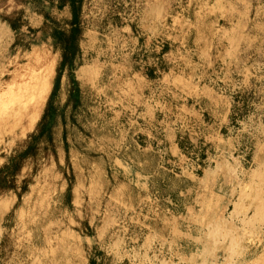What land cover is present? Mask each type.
<instances>
[{
  "label": "rangeland",
  "instance_id": "obj_1",
  "mask_svg": "<svg viewBox=\"0 0 264 264\" xmlns=\"http://www.w3.org/2000/svg\"><path fill=\"white\" fill-rule=\"evenodd\" d=\"M165 2L170 9L161 24L170 33L186 0ZM143 3L81 0L82 34L64 47L52 33L70 28L69 1L0 0V96L16 75L15 86L40 89H32L37 99H23L25 106L16 109L22 118L9 117L0 129V264H74L90 254L117 255L126 264H264L259 175L240 178L230 205L200 197L198 252L176 235L177 218H170L172 233L162 229L166 210L178 216L192 202L207 145L200 134L204 123L185 112L189 102L169 88L166 66L151 83L142 76L164 37L144 50L149 53L130 58L140 77L118 67L130 42L113 28L135 27ZM154 12L159 20L158 8ZM216 84L228 94V82ZM246 140L243 132L234 136L235 145ZM222 161L237 167L232 158Z\"/></svg>",
  "mask_w": 264,
  "mask_h": 264
},
{
  "label": "crops",
  "instance_id": "obj_2",
  "mask_svg": "<svg viewBox=\"0 0 264 264\" xmlns=\"http://www.w3.org/2000/svg\"><path fill=\"white\" fill-rule=\"evenodd\" d=\"M143 1L145 8L135 27L122 24L113 28L130 42L128 53L123 54L125 62L118 67L140 77L143 73L134 71L129 60L135 53L153 47V41L161 35L167 40L161 54L169 70V88L190 103L181 105L185 112L204 123L200 134L206 141H202L207 145L206 153L201 158L202 175L193 179L192 202L186 203L178 216L166 210L167 227H162L172 233L170 218L180 220L176 235L187 239V249L198 252L203 248L199 244V224L195 222L200 197L216 196L221 198V204L230 205L239 196L240 178L249 182L255 174L264 179V0H186L184 13L174 16L175 28L170 33L161 24L170 4L166 0ZM154 7L161 13L159 20L157 13H151ZM142 76L151 83L145 73ZM221 78L228 82L227 95L217 91L216 82ZM239 132L247 135L248 141L235 145L234 136ZM238 150L243 155L237 156ZM224 158H232L235 163L231 166L237 167L224 165ZM89 179L92 181L91 175ZM179 195L185 197L181 201L186 200V194ZM113 197L119 200L120 196ZM106 259L111 264H126L117 260V255L105 258L91 254L74 264H102Z\"/></svg>",
  "mask_w": 264,
  "mask_h": 264
},
{
  "label": "trees",
  "instance_id": "obj_3",
  "mask_svg": "<svg viewBox=\"0 0 264 264\" xmlns=\"http://www.w3.org/2000/svg\"><path fill=\"white\" fill-rule=\"evenodd\" d=\"M69 1L72 6H73V13H72V19L70 22V28L67 31L64 30H58V31H53L52 34H54L52 37L56 43V45H63L64 47H66L68 44L78 40V38L80 37V35L82 34V30L80 28L79 25V12H80V6H81V0H67ZM159 48V53H157L156 51H152V53H154V62H153V66H150L149 68H146V76L150 78H155L157 73H160V70L162 69L164 70V65H163V61H162V54L161 51L163 49V47H165V42L161 43ZM75 46L73 45L72 48V56L75 55ZM144 53H149V52H145ZM68 58V54L65 52L63 53V60L61 63V67L63 65V62L65 63V60ZM156 60V62H155ZM54 91L52 92L51 96L54 95ZM50 104V103H49ZM51 108H49L48 112L50 113Z\"/></svg>",
  "mask_w": 264,
  "mask_h": 264
},
{
  "label": "bare ground",
  "instance_id": "obj_4",
  "mask_svg": "<svg viewBox=\"0 0 264 264\" xmlns=\"http://www.w3.org/2000/svg\"><path fill=\"white\" fill-rule=\"evenodd\" d=\"M35 71H37V70H35ZM27 73H29V72H27ZM17 77H18V75L14 76L13 79L11 80V82L8 85H7V82H6L5 83V87L6 88L4 87V89L1 91L2 92L1 93L2 95L0 96V129H1V131H4V129L6 128V126H8L10 124V121L8 119L9 117H12V118H16L18 116H19V118L21 117V113H20V115H18L16 113V109L19 110L17 112H20L21 109H22V107H23V105L25 106V104H24L25 102H24L23 99L28 98L25 101L29 100V98H32L33 100L34 99H37V95L34 92V90H35L34 87L35 86H32V85L29 86L31 83H28L25 86L22 85V84H19L18 86H15L14 80L16 81L17 80ZM39 79H41V77H38L36 80H39ZM39 81H41V80H39ZM37 84L38 83H36V85ZM39 87L40 86H38V88ZM32 89H34V90H32ZM35 91H38V93H39L40 92V89H38V90L36 89ZM4 94H5V97H4ZM10 105H14V109H12L11 113L8 115L7 108ZM1 131H0V135H1Z\"/></svg>",
  "mask_w": 264,
  "mask_h": 264
}]
</instances>
